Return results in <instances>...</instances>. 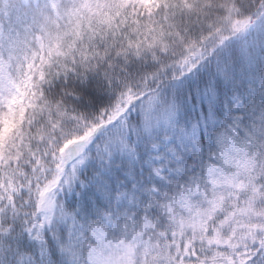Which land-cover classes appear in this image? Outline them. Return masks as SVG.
Segmentation results:
<instances>
[{
	"label": "snow or ice",
	"instance_id": "obj_1",
	"mask_svg": "<svg viewBox=\"0 0 264 264\" xmlns=\"http://www.w3.org/2000/svg\"><path fill=\"white\" fill-rule=\"evenodd\" d=\"M0 264H264V0H0Z\"/></svg>",
	"mask_w": 264,
	"mask_h": 264
}]
</instances>
